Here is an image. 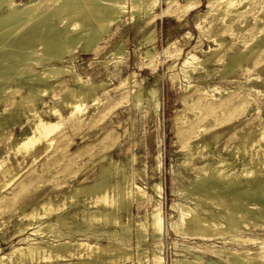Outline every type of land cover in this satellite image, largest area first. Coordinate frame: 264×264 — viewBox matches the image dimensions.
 I'll use <instances>...</instances> for the list:
<instances>
[{"label":"bare ground","instance_id":"1","mask_svg":"<svg viewBox=\"0 0 264 264\" xmlns=\"http://www.w3.org/2000/svg\"><path fill=\"white\" fill-rule=\"evenodd\" d=\"M250 1L253 3L250 13L257 12L264 7V0ZM157 2L158 0H0V106H3L0 111V129H3L4 136L8 134V139L1 145L6 148L7 153H13L18 164L25 163L27 158H31L28 163L30 167L37 159L42 158L43 154L61 140L63 134L56 133L63 121L70 118L75 123L72 127H76L82 119L81 115L86 111H84L85 104L90 100L99 99V92L107 84L102 79L82 80L78 74H72L70 66L64 63L73 59L75 50L78 49L76 52L81 51L83 54L100 51L99 42L124 14L130 13L132 21L141 17L142 14L150 15ZM239 2L237 0L214 1V13L217 18L215 23L219 26L218 30L221 35L218 37L216 32L212 34L215 46L209 49L210 55L222 48L223 36L226 33L232 34L247 27L245 24L248 14L242 15L241 13L236 16L240 14ZM173 4L174 0H168L164 12L170 11ZM186 6L189 7V5ZM177 10L178 13L183 14L185 5L178 6ZM175 11L173 9L172 12ZM153 19L149 21L153 22ZM227 21L231 23L224 26L223 24H227ZM245 30L251 33L253 27L249 26ZM260 33L259 43L264 44V26ZM153 34H155L154 31ZM150 37L145 40L148 41ZM253 40L251 39V42ZM256 47L258 46L252 45L248 51L238 48L224 63L221 69L222 75L247 63ZM153 52H155L154 49ZM149 53L150 50L147 48L143 55L149 56ZM109 54L112 56L121 54V52L117 48ZM222 57V55L218 56L217 60H222ZM152 61L154 62V59H151ZM207 61L206 58H198L188 53L181 64L182 74L185 76L191 65H204ZM259 62L256 63L260 64ZM169 67L172 68V65L170 64ZM64 75H71L70 82L67 83L63 78ZM156 80L158 82V79ZM190 82L186 85L187 89L195 87ZM121 86L123 84L119 83L114 90H118ZM156 87L146 89V92L149 90L153 109L161 103L158 102ZM136 90L134 91L137 100L136 108L141 111V92ZM212 90H218V87ZM195 91L200 93L203 90L195 88ZM204 92L192 98L193 110L199 112L201 123L209 121L219 126L224 122H229L228 119L235 116L236 110L248 104L246 98L237 99L234 95L218 102L209 101L202 96ZM125 96L123 93L120 94L121 98ZM104 99L110 100V93H105ZM38 105H42L41 111L37 110ZM62 108H69V117H63ZM220 113H223V118L219 117ZM24 119L26 128L22 123ZM17 123L20 124L23 133L18 141H13L11 139L14 133L11 127ZM193 125L195 126V123ZM193 125L181 128L178 134L182 138L186 136L189 138L198 127L196 125L195 128ZM216 137L217 135H213L214 139ZM206 145L203 143L195 147L200 155L203 154L202 150ZM182 147L189 150L188 142H185ZM239 152L243 157L240 158L238 169L226 170L233 163L222 157L214 158L210 155L211 153L203 160V163L192 167L194 177L190 186L183 190L188 194L185 196V202H174L170 206L171 210H176L178 215L171 225L184 238L201 240L199 246L203 249L216 248V253L226 256L230 264H264V242H257L256 238L251 235L239 234L241 230L256 229L258 219L264 218V126H260L257 131L249 127V130L236 142L234 155L237 156ZM102 158L106 159V163L99 164V176L93 183L76 186L67 194L59 196L57 200L45 197L27 210L21 206L17 207L21 210V219H26L27 223L18 222L15 225L13 237L21 238L18 245H12L8 253L0 256V264H129L131 260L134 261L133 253H137L135 259L139 264H143V259L148 264L164 263L160 255L162 244L159 242L163 230V217L160 208L161 201L156 198L160 196L162 186L159 182L151 183L152 191L156 196H149L151 198L147 201L151 203L152 208L148 213L144 210L143 217L136 220L133 232L130 233L128 224H123L121 233L118 232L120 235H116L115 231L106 227L119 224L116 210L129 212L134 200L139 207L138 201L143 199L147 192L144 187L130 183L129 174H123L120 180H113L112 176L116 168L114 169L110 157ZM9 160L8 158L7 162ZM186 162L187 160L185 165H188L189 163L186 164ZM12 172L11 166L0 164V181L6 179L3 186L12 183L20 174L19 171ZM35 177L31 175L27 185L17 187L18 196L24 194L25 189L35 182ZM82 194L90 198L88 200L86 197L83 200V208L67 211L66 201L71 200L70 204H72ZM78 205H81L80 202ZM65 209L66 212H64ZM167 215L171 216L170 213ZM76 216L81 219V227L72 230L73 221L70 219ZM147 216L150 221L147 220ZM53 226L55 229H52ZM94 228L97 230L90 240L88 232ZM47 232L51 234L46 237ZM73 234L76 235L73 236ZM101 234L106 236L105 243L99 241ZM149 235H151L150 238L156 250H152L151 256L147 257L146 248L141 247V243ZM227 236H231L229 240L232 242H229L233 244L232 246H227ZM215 239H220L222 244L213 245ZM131 240H135L136 246H134L137 252H132ZM183 248L189 251V247L183 246ZM201 251L205 253L204 250L201 249ZM176 262L178 264H205L185 256L177 258ZM211 264L217 263L212 262Z\"/></svg>","mask_w":264,"mask_h":264},{"label":"rangeland","instance_id":"2","mask_svg":"<svg viewBox=\"0 0 264 264\" xmlns=\"http://www.w3.org/2000/svg\"><path fill=\"white\" fill-rule=\"evenodd\" d=\"M214 1L174 0L170 11L164 12L168 0H158L150 15L142 14L141 17L132 21L130 13L124 14L99 42L100 51L83 54L81 51L76 52L78 49L75 50L73 59L67 60L64 65H69L72 74H78L82 80H105L107 84L101 90L105 92L100 91L99 99L90 100L85 104L84 111H86L81 115L82 119L76 127H72V124L75 123L70 118H66L56 133L63 134L61 140L56 142L48 152L43 154L44 156H41L42 158L37 159L30 167H28V163L31 158H27L25 163L18 164L13 153L10 151L11 154L7 153L6 148L1 144L8 139V134L4 136L3 129H0V164L11 166L14 173L20 172L15 179L16 182L14 180L9 185L3 186L6 179L0 181V256L8 253L12 245H18L21 237H13L15 225L18 222L27 223L26 219H21V210L17 207L21 206L27 210L45 197L57 200L59 196L67 194L76 186L93 183L99 176V164L106 163V159L102 157H110L114 169L116 168L115 174L112 176L113 180H120L123 178V174H129L130 183L144 187L148 197L145 196L146 198L138 201L139 207L134 200L130 205L129 212L116 210L119 224L113 227L106 226L107 228L115 231L114 234L120 235L122 225L128 224L130 233H132L136 220L143 217L144 210H147L148 213L152 208L151 203L147 201L153 195L156 196L152 191L151 183L159 182L162 186L161 194L156 198L161 201L160 208L163 217V230L159 240L162 244L160 255L163 258V264H178L176 259L183 256L205 264L212 262L230 264L226 256L216 253V248L203 249L199 246L201 240L184 238L171 225L178 215L177 211H172L170 206L174 202H185V196L188 194L183 190L190 186L194 177L192 167L203 163V160L211 153L210 155L214 158L222 157L233 163L226 170L238 169L243 156L240 152L237 156L234 155L237 140L249 130V127L257 131L260 126H264V50L262 49L264 44L259 43L261 28L264 26V7L258 10V13L253 11L250 13L253 3L250 0H237L240 1V14L236 16L241 13L242 15L248 14L245 25L252 26L253 31L250 33L245 30L247 27H244L232 34L226 33L223 36L224 44L220 48L221 50L210 55V50L215 46L212 34L216 32L218 37L221 35L218 30L219 26L215 23L217 18L214 13ZM183 5H185L184 13H178V6ZM191 6L192 8H190ZM173 9L176 11L172 12ZM249 14L250 17L256 15L257 19L250 18ZM151 19L154 21L150 22ZM226 23L223 25L228 26L231 21ZM151 31H154L155 34L152 35ZM148 37L150 39L146 41ZM149 43L150 46H148ZM255 44L258 47L255 48L247 63L222 75L221 69L224 63L229 60L230 55L238 48L248 51L249 47L252 45L255 47ZM117 48L120 49L121 54L111 56L109 53ZM147 48L150 50L149 56L143 55ZM188 53L198 58H206L208 61L204 65H191L189 72L184 76L181 64ZM221 55L223 56L222 60L218 61L217 58ZM151 59H154V62H151ZM170 64L172 68L169 67ZM154 68L156 69L154 70ZM70 76L64 75L63 77L67 83L70 82ZM187 81H191L190 83H193L195 87L187 89ZM119 83L123 86L114 90ZM148 87L157 89L158 102L161 103H158L159 106L156 109H153L151 105L149 90L146 92V89H150ZM217 87L218 90H212ZM195 88L202 89V92L211 89L206 94L205 92L204 95L202 94L209 101L218 102L234 95L237 99L246 98L248 104L236 110L235 116L228 119L229 122H224L219 126L213 125L209 121L201 123L199 112L193 110L192 98L202 92L198 91L197 93ZM136 89L139 90V93L141 92V111L136 108L137 100L134 96ZM105 93H110V100L104 99ZM121 93L126 96L121 98ZM47 100L50 101L48 98ZM1 107L3 108V106H0V111ZM41 109L42 105H38L37 110L41 111ZM61 112L63 117H69V108H62ZM223 116V113L219 114L220 118ZM25 121V119L22 121L24 128H26ZM193 122L195 126L198 123L197 128ZM191 124L197 130H194L189 138H187L188 136L182 138L178 131ZM11 129L14 133L11 140L18 141L23 133L20 124H15ZM213 135H217V137L214 139ZM218 137L219 139H217ZM185 142H188L189 150L182 147ZM203 143L207 144V148L205 147L202 150L203 154L200 155L195 147ZM184 151H187V154ZM159 153L160 155H158ZM8 158L9 162H7ZM129 159L134 162L131 163ZM186 160L188 165H185ZM31 175L36 176L35 182L28 188H24L26 190L24 194L18 196L17 187L27 185ZM149 196L151 197L149 198ZM86 197L88 196L79 195L76 200H72V204H70L71 200H67V211L83 208V200ZM88 200H90L89 197ZM79 202L81 205H78ZM169 213L171 216L168 217ZM76 217L70 219L73 221L72 230L81 227V219L79 216ZM147 220L150 221L149 216H147ZM52 229L55 227L53 226ZM94 229L88 232L90 240L97 230ZM50 234L47 232L46 237ZM239 234L251 235L256 238L257 242H264V218L258 219L256 229L241 230ZM75 235L73 234V236ZM150 237L151 235L147 236L141 243V247L146 248L147 257L151 256L152 250H156ZM229 237L231 238V236L226 237V244L232 246ZM49 238L51 239V237ZM99 238H101L99 240L101 243L106 242L104 234H101ZM213 242V245L222 244L220 239H215ZM131 245L132 252H137L135 251V240H131ZM183 246L189 247V251ZM139 257L142 258V256ZM133 258L134 261L131 260L129 264L138 263L135 259L137 253H133ZM142 262L148 264V262H144V259Z\"/></svg>","mask_w":264,"mask_h":264}]
</instances>
